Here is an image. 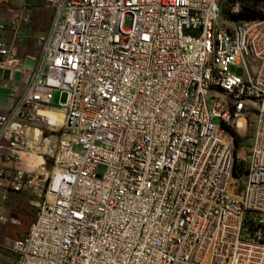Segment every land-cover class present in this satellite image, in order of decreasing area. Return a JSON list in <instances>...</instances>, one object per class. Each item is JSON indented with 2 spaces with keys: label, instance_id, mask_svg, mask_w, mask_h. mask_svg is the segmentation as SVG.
Here are the masks:
<instances>
[{
  "label": "built area",
  "instance_id": "obj_1",
  "mask_svg": "<svg viewBox=\"0 0 264 264\" xmlns=\"http://www.w3.org/2000/svg\"><path fill=\"white\" fill-rule=\"evenodd\" d=\"M244 1L45 0L41 63L0 114V208L36 207L16 264H264V17ZM0 70L27 73L16 44Z\"/></svg>",
  "mask_w": 264,
  "mask_h": 264
},
{
  "label": "crops",
  "instance_id": "obj_2",
  "mask_svg": "<svg viewBox=\"0 0 264 264\" xmlns=\"http://www.w3.org/2000/svg\"><path fill=\"white\" fill-rule=\"evenodd\" d=\"M52 15L53 11L45 5V1L42 5L19 8L11 4V0H0V26L2 24L7 26L5 30L0 28V40L17 45L21 63L27 70L24 75H10L8 71L0 70V114L10 111L27 85L30 72L39 67L41 63L40 37L48 32ZM62 120L63 115L58 114L57 123L60 124ZM22 155L24 156L23 164L29 165L33 153L29 151ZM8 197V201L0 208V215L5 214L9 219L13 210L20 211L22 207H33L36 215L35 199L29 194L11 192ZM18 224V221L12 222L11 218L8 222L0 221V264H16L18 256L9 249V246L13 241L26 235L31 226L30 224L23 236L13 238L9 235L12 231L21 232V228L13 229L14 225Z\"/></svg>",
  "mask_w": 264,
  "mask_h": 264
},
{
  "label": "rangeland",
  "instance_id": "obj_3",
  "mask_svg": "<svg viewBox=\"0 0 264 264\" xmlns=\"http://www.w3.org/2000/svg\"><path fill=\"white\" fill-rule=\"evenodd\" d=\"M45 0H11V4H13L15 7H23V6H29V7H32V6H36V5H42L43 2ZM231 1V0H229ZM131 25V20L130 19H127L125 21V26L126 27H130ZM232 70L238 74H241V71L240 70H236L235 68H232ZM66 98H67V94L66 93H62L61 91L57 90L55 93H54V98H53V101H52V104L54 106H59L61 103H64L66 101ZM57 113H60L57 111ZM218 124L221 123L220 120H217L216 121ZM232 131L234 132L235 136H238L240 138V141H239V147H244L245 148V153H243V151L241 152V158H244L246 157V153H247V149L250 145V138L252 136V131H249L247 133H238L236 132V130L232 129ZM237 146V145H236ZM238 152L240 153V149L238 148ZM248 154V153H247ZM30 161H34V157H31ZM241 162L244 164V162L241 160ZM18 210V209H16ZM20 211H24L25 213H21L20 211H12L11 214L9 215V220L10 218L12 219H15L16 221H18V225H14L13 229H19L21 228V232H11L9 235L10 236H13V238H18V237H21L23 236L27 230H28V227L30 226V224L34 221V218H35V211H34V208L33 207H22L19 209Z\"/></svg>",
  "mask_w": 264,
  "mask_h": 264
},
{
  "label": "trees",
  "instance_id": "obj_4",
  "mask_svg": "<svg viewBox=\"0 0 264 264\" xmlns=\"http://www.w3.org/2000/svg\"><path fill=\"white\" fill-rule=\"evenodd\" d=\"M235 1V0H231ZM241 19L251 20L256 19L259 17H264V14L258 10V2L257 0H245L243 2V11L241 12L240 16ZM236 145H239L240 138L238 136H235ZM244 174V169L242 168V165L236 164V172L235 175L240 177ZM15 212V210H13ZM256 229L253 222L249 220L248 218L245 222V230L247 232H253Z\"/></svg>",
  "mask_w": 264,
  "mask_h": 264
}]
</instances>
